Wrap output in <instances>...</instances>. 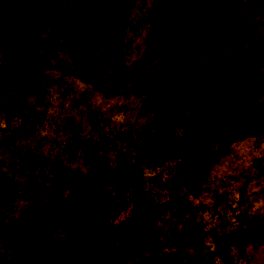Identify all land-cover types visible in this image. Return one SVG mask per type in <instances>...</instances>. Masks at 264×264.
<instances>
[{
    "label": "rangeland",
    "instance_id": "obj_1",
    "mask_svg": "<svg viewBox=\"0 0 264 264\" xmlns=\"http://www.w3.org/2000/svg\"><path fill=\"white\" fill-rule=\"evenodd\" d=\"M30 4L33 33L21 20L22 10ZM127 12L121 30L127 70L116 78L92 0H0L5 34L0 87L9 93L21 91L25 98L21 109L8 107L0 113V135L11 140L9 150L0 148V211L5 209L12 176L36 167L38 148H52L49 175L63 178L68 162L65 143L52 139L51 131L57 137L67 135V144L79 152L89 135L100 134L85 123L88 114H96L107 124L112 120L139 123L137 106L144 95H184L199 108L221 101L231 110L264 103V0H131ZM45 21L48 25H42ZM153 48L155 56L137 65ZM80 94L87 105L77 101ZM248 123L258 127L250 132L261 133L264 108ZM100 126L102 133L105 127L111 129ZM231 146L220 163L225 168L232 165L231 173L226 170L232 177L216 180L219 192L228 198L226 203L240 200V209L257 213L264 222V134ZM154 185L158 189L160 183ZM200 200V212L210 210L212 202ZM171 222L165 213L156 218L160 236L167 234ZM63 235L59 228L43 230V240L51 248L56 241L62 242ZM66 240V247L83 243L74 233ZM243 250L248 264H264V229L248 239ZM43 257L37 252L30 264L46 263ZM14 258L2 240L0 264H19L12 262Z\"/></svg>",
    "mask_w": 264,
    "mask_h": 264
},
{
    "label": "trees",
    "instance_id": "obj_2",
    "mask_svg": "<svg viewBox=\"0 0 264 264\" xmlns=\"http://www.w3.org/2000/svg\"><path fill=\"white\" fill-rule=\"evenodd\" d=\"M92 1L111 50L113 76L121 78L127 70L121 30L131 0ZM22 13L23 24L33 33L32 5ZM4 44L0 22V48ZM155 54L153 48L136 64L145 65ZM83 95L77 101L87 105ZM24 104L21 91L9 93L0 87V113ZM225 107V101L199 108L184 95H144L137 106L139 123L107 124L96 114L86 115L85 123L100 134L89 135L79 152L67 144V135L57 137L51 131L52 139L64 140L66 173L60 180L49 175L52 148L47 147L36 150L31 172L10 179L0 211V242L15 255L12 262L30 264L41 251L42 257L48 252L42 264H248L243 245L262 233L264 222L257 213L240 209V200L226 203L216 180L232 177L227 174L232 165L225 168L220 161L234 142L264 134L248 130L258 128L248 120L264 103ZM103 124L111 129L105 127L102 133ZM10 143L7 135H0V148L9 150ZM154 183H160L159 190ZM199 198L212 202L210 210L200 212ZM161 213L172 219L165 236L155 225ZM49 227L64 233L52 248L43 240V230ZM73 233L83 243L64 246Z\"/></svg>",
    "mask_w": 264,
    "mask_h": 264
}]
</instances>
